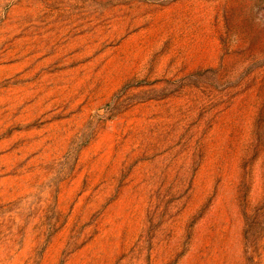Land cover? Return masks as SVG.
Here are the masks:
<instances>
[{
  "label": "rangeland",
  "instance_id": "rangeland-1",
  "mask_svg": "<svg viewBox=\"0 0 264 264\" xmlns=\"http://www.w3.org/2000/svg\"><path fill=\"white\" fill-rule=\"evenodd\" d=\"M0 264H264V0H0Z\"/></svg>",
  "mask_w": 264,
  "mask_h": 264
}]
</instances>
